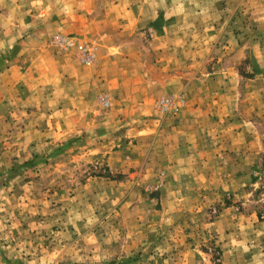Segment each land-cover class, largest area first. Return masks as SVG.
I'll return each instance as SVG.
<instances>
[{"label":"rangeland","instance_id":"374dc122","mask_svg":"<svg viewBox=\"0 0 264 264\" xmlns=\"http://www.w3.org/2000/svg\"><path fill=\"white\" fill-rule=\"evenodd\" d=\"M153 1L92 0L100 25L77 34L62 19L84 0H0V63L25 59L7 39L32 22L53 30L54 82L0 104V264H264V0ZM124 8L143 25L125 45H149L155 11L179 16L183 93L142 105L131 74L118 90L98 39L120 41Z\"/></svg>","mask_w":264,"mask_h":264},{"label":"crops","instance_id":"0c3cea01","mask_svg":"<svg viewBox=\"0 0 264 264\" xmlns=\"http://www.w3.org/2000/svg\"><path fill=\"white\" fill-rule=\"evenodd\" d=\"M91 1L92 0H84L85 3L82 11H75L69 17L63 16L62 20H66L65 23L68 27V30L76 31L77 34L83 32L84 30V34H86L89 31V27H92V25L88 23L89 21H92V24L96 25L97 28L99 27L100 22L97 21V14L90 12V7L87 8V4ZM149 1H151L149 4L154 3L153 0ZM192 1H196L197 6H199V4L201 6L204 3V0ZM185 4H187V2ZM191 4L194 3L191 2ZM125 10L127 9H122L124 13L122 15V22H124V25H122L123 29L119 31L121 37L120 41L114 42L113 39L108 36L109 33L104 31L101 34V37L98 39L99 46L103 48V50L100 48L101 51H106L110 56H112L114 53L116 54V56H112L109 58V60L111 62L114 60L115 65H117V69L122 71V74H119L117 78L118 83H116V87L118 90L124 91L127 88L129 84H126L125 76L127 74H131L133 77V93L136 95V99L138 101L143 102L142 105H145L146 102L151 104L155 99L157 91H160L161 95L183 93L186 90V86L188 84V76L186 72H184L187 69L183 61V47L185 44H183L180 37L185 35L182 25H180L178 22L180 21L178 20L179 16H172V14L169 13V10L165 13H156L155 11L151 19L152 21L158 20L157 23L160 22L161 26L159 27L158 25H155V28H151L152 40L149 42V45H143L137 40L133 45H127L128 43L125 45V38L132 35L135 37H140L141 33L140 31L138 32V29H142L143 27L141 9L139 10L135 8V10L139 13L136 15L133 14L135 16L133 26L131 28H124L125 19L129 20L128 12L125 14ZM199 13H201V15L204 17L203 9H201L200 12L199 9H197L196 15H199ZM129 14L132 15L130 12ZM137 15L138 18H136ZM43 19L46 20L45 18ZM152 21L149 20V24H151ZM33 28L34 23L31 22L28 26L29 35L24 37L23 41L22 39H19L18 36L8 35V37H10L7 39L10 44L9 48H18L20 45H23L24 48H22V51L24 52L22 55L25 59H20L21 54H19V57L14 58L12 61L6 60L4 65L0 63V104L3 103V101L12 98V96L16 95L19 90L20 93L18 92L17 95L19 96L20 94V96L24 99L29 100L32 97L34 99H38L37 96L41 94L42 91H44V86L49 83H54L44 81V79H49L46 70L40 72V70L44 67V62L41 60V58H45L50 51V49H48L50 47L47 45L50 42L52 35L51 33L53 30H50L51 33L48 30L38 33L36 29ZM117 30L119 29L117 28ZM193 30L196 32L197 29ZM105 31H107V29H105ZM168 35H171L170 38L174 35L176 37V40L170 45H168L169 38H166ZM12 38H14V41H9V39ZM33 42L39 45L40 49L43 50L42 52L38 53L36 59L31 58L32 53L37 52V49L31 46ZM111 46H115L114 48H117V51H112ZM25 55L28 56V59H26L27 56L25 57ZM125 60H132V62L125 63ZM72 66V63L70 62L69 69H71ZM122 69L127 71L125 72ZM132 69L133 73H129L128 70ZM154 75L160 76L161 79L157 80V77ZM121 76L122 79L120 80L119 77ZM119 80L121 82H119ZM107 81L108 80L105 79L106 85H115L114 82L108 83ZM72 82L73 85L76 86V80L72 79ZM138 83L139 86H136ZM90 86L91 84L89 83L85 86V88ZM88 94H90V90ZM92 101L93 97H89V95L87 97L86 95L85 99L83 100V106L84 104L88 103V107H91ZM152 111L154 112V110ZM88 113H84L83 115H88ZM72 115L77 117L80 114L78 113V110L73 109Z\"/></svg>","mask_w":264,"mask_h":264}]
</instances>
